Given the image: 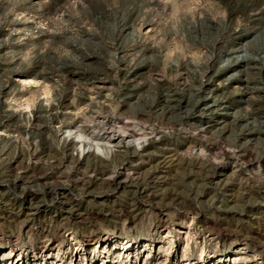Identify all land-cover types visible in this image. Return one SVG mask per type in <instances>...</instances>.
I'll return each mask as SVG.
<instances>
[{"label":"rangeland","instance_id":"rangeland-1","mask_svg":"<svg viewBox=\"0 0 264 264\" xmlns=\"http://www.w3.org/2000/svg\"><path fill=\"white\" fill-rule=\"evenodd\" d=\"M0 264H264V0H0Z\"/></svg>","mask_w":264,"mask_h":264},{"label":"bare ground","instance_id":"bare-ground-1","mask_svg":"<svg viewBox=\"0 0 264 264\" xmlns=\"http://www.w3.org/2000/svg\"><path fill=\"white\" fill-rule=\"evenodd\" d=\"M115 127H113V129H114ZM139 130V129H138ZM116 131V130H115ZM71 132V131H70ZM125 132V131H124ZM135 132V131H134ZM133 133V132H132ZM131 133V134H132ZM139 134V133H138ZM133 136H134V134H133ZM66 138V137H65ZM106 138V137H105ZM104 138V139H105ZM121 139V138H131V135H130V133L129 134H117V133H112V134H110V136H108L107 138H106V141H105V144L104 145H101V144H99V143H97V141H96V143H95V147H96V149L99 151V150H101V148H105V149H107V151H112V148L114 147V142H115V140L116 139ZM135 138V137H134ZM72 139H73V141L72 142H74L75 144H77V143H80V144H83V143H88V141L89 140H91L90 139V137L89 138H87L86 136H84V135H82V134H80V132L78 133V132H74V137H72ZM140 139V138H139ZM94 142H92V144H93ZM88 145V144H87ZM92 146V145H91ZM92 152H93V154H98L97 153V151H93L92 150ZM106 153V152H105Z\"/></svg>","mask_w":264,"mask_h":264}]
</instances>
